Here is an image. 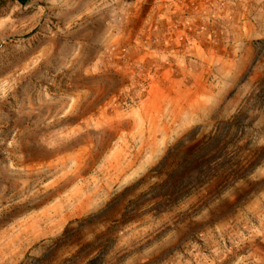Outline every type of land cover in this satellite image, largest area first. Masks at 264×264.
Here are the masks:
<instances>
[{"label":"rangeland","instance_id":"374dc122","mask_svg":"<svg viewBox=\"0 0 264 264\" xmlns=\"http://www.w3.org/2000/svg\"><path fill=\"white\" fill-rule=\"evenodd\" d=\"M21 1L0 264H264V0Z\"/></svg>","mask_w":264,"mask_h":264},{"label":"bare ground","instance_id":"6f19581e","mask_svg":"<svg viewBox=\"0 0 264 264\" xmlns=\"http://www.w3.org/2000/svg\"><path fill=\"white\" fill-rule=\"evenodd\" d=\"M77 144V142H76ZM66 145V144H65ZM54 147V146H53ZM64 149V147H54V148H50V147H41L38 152H35L33 155H32V158L33 159H36V158H41L43 160H47L48 159H52L53 157H57L59 155V153ZM67 151V150H66ZM64 161V160H63ZM58 163H64V162H61V160H58L57 161ZM45 163H53V162H45Z\"/></svg>","mask_w":264,"mask_h":264},{"label":"trees","instance_id":"16d2710c","mask_svg":"<svg viewBox=\"0 0 264 264\" xmlns=\"http://www.w3.org/2000/svg\"><path fill=\"white\" fill-rule=\"evenodd\" d=\"M21 2H22V3H26L27 1H26V0H22Z\"/></svg>","mask_w":264,"mask_h":264}]
</instances>
